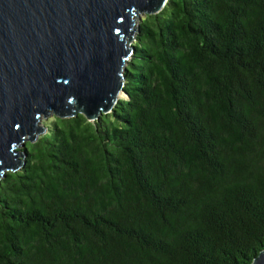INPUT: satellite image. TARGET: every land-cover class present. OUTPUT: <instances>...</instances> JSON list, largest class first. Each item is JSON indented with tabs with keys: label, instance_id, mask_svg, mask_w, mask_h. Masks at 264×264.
Returning <instances> with one entry per match:
<instances>
[{
	"label": "trees",
	"instance_id": "obj_1",
	"mask_svg": "<svg viewBox=\"0 0 264 264\" xmlns=\"http://www.w3.org/2000/svg\"><path fill=\"white\" fill-rule=\"evenodd\" d=\"M124 97L54 113L0 178V264H251L264 250V0H167Z\"/></svg>",
	"mask_w": 264,
	"mask_h": 264
},
{
	"label": "water",
	"instance_id": "obj_2",
	"mask_svg": "<svg viewBox=\"0 0 264 264\" xmlns=\"http://www.w3.org/2000/svg\"><path fill=\"white\" fill-rule=\"evenodd\" d=\"M164 1L0 0V175L22 165L14 149L42 132L40 116L111 112L125 95L134 17Z\"/></svg>",
	"mask_w": 264,
	"mask_h": 264
},
{
	"label": "rangeland",
	"instance_id": "obj_3",
	"mask_svg": "<svg viewBox=\"0 0 264 264\" xmlns=\"http://www.w3.org/2000/svg\"><path fill=\"white\" fill-rule=\"evenodd\" d=\"M166 2H167V0L164 1L163 6L165 5ZM163 6H161V8H159L158 12L161 11V10L163 9ZM156 13H157V12H156ZM153 14H155V13H153ZM144 17H145V13H144V12H138V14L135 15V17H134V27H133V28H136V30H133V31H134V32H133V36H134V37H132V38H135L136 32H137V30H138V24H139V22H141V20H142ZM133 42H134V39H130V45H132ZM129 59H130V58H129ZM52 116H53L52 113H48V115H42V116L39 117V120H38V122H37V127H38L40 130H42V132H36V133H34L33 138H31V139H32V140H31L32 142H34L36 139H38L41 135H43V134L45 133V130H46V127H47V123L50 122ZM95 119H97V118H95ZM95 119H94V120H95ZM91 120H92V119H91ZM24 139H25V138H24ZM27 141H29V138H28V139L26 138L25 140H23V141L21 142V144L17 145V146L15 147V149H14L15 151H17V152L19 153V155H21L20 159H21L22 161L25 159V153H23L22 148L24 147V144H25V142H27ZM20 166H21V165H20ZM2 174H3V173H2ZM2 174L0 175V178H1Z\"/></svg>",
	"mask_w": 264,
	"mask_h": 264
},
{
	"label": "bare ground",
	"instance_id": "obj_4",
	"mask_svg": "<svg viewBox=\"0 0 264 264\" xmlns=\"http://www.w3.org/2000/svg\"><path fill=\"white\" fill-rule=\"evenodd\" d=\"M37 125V124H36Z\"/></svg>",
	"mask_w": 264,
	"mask_h": 264
}]
</instances>
